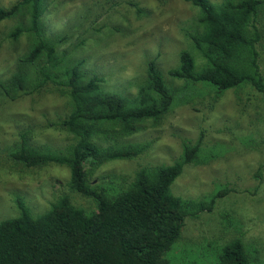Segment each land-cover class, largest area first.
<instances>
[{
    "label": "rangeland",
    "instance_id": "374dc122",
    "mask_svg": "<svg viewBox=\"0 0 264 264\" xmlns=\"http://www.w3.org/2000/svg\"><path fill=\"white\" fill-rule=\"evenodd\" d=\"M17 2L0 0V8ZM44 6L43 34L57 45V56L68 66L80 64L85 81L100 78L104 95L133 100L152 61L172 95L170 109L161 119L142 122L138 133L119 141L148 144L149 149L133 159L88 167L90 186L114 198L129 188L141 169L172 165L185 144L195 145L202 138L204 163L186 165L171 191L185 201L215 198V204L211 212L186 219L164 261L218 264L223 248L241 239L249 264H264V93L251 85L222 92L209 83L170 75L179 67L183 51L194 53L198 70L206 62L189 37L199 9L184 0H44ZM20 22V17L0 22L1 82L16 73L31 47L29 33L17 41L10 37ZM258 26L264 76V6ZM70 113L68 96L52 83L21 92L15 99L0 88V222L19 216V198L33 217L44 214L62 196L86 215L98 211L95 199L71 188L68 167H28L13 157L23 135L32 147L49 152H64L74 145V136L61 125ZM107 129L108 137L96 140L103 147L116 140L115 129Z\"/></svg>",
    "mask_w": 264,
    "mask_h": 264
},
{
    "label": "trees",
    "instance_id": "16d2710c",
    "mask_svg": "<svg viewBox=\"0 0 264 264\" xmlns=\"http://www.w3.org/2000/svg\"><path fill=\"white\" fill-rule=\"evenodd\" d=\"M184 1L199 9L189 37L206 62L198 70L194 53L183 51L179 67L170 75L209 83L222 92L251 85L264 93L258 50V16L264 3ZM44 10V0H18L10 8H0V22L22 20L10 34L13 40L24 33L32 36L29 52L20 59L16 73L0 81V88L15 99L21 92L54 84L69 98L71 113L61 125L75 143L64 152H49L32 147L23 135L13 157L28 167H68L71 188L95 199L98 211L86 215L68 196H62L44 214L33 217L24 199H16L19 216L0 222V264H166L164 255L180 239L186 219L211 212L215 204V198L185 201L171 191L186 165L204 163L200 158L202 138L195 145L185 144L183 154L172 165L141 169L129 188L114 198L92 188L88 167L133 159L149 149L148 144L120 145L119 141L138 133L142 122L161 119L170 109L172 95L154 61L133 100L104 95L100 78L85 81L80 64L68 66L57 56V45L43 34ZM112 127L116 140L106 147L98 144V136L109 135L107 128ZM249 263L241 239L227 244L218 261Z\"/></svg>",
    "mask_w": 264,
    "mask_h": 264
}]
</instances>
